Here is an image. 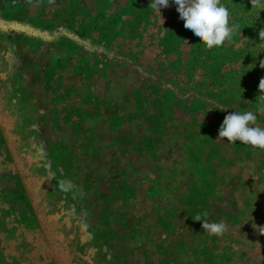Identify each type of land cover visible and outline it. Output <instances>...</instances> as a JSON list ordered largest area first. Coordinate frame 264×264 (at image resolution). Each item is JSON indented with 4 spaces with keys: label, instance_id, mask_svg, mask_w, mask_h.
Here are the masks:
<instances>
[{
    "label": "rangeland",
    "instance_id": "rangeland-1",
    "mask_svg": "<svg viewBox=\"0 0 264 264\" xmlns=\"http://www.w3.org/2000/svg\"><path fill=\"white\" fill-rule=\"evenodd\" d=\"M247 1L191 61L174 3L0 0V264H264V152L217 140L238 110L264 125Z\"/></svg>",
    "mask_w": 264,
    "mask_h": 264
},
{
    "label": "clouds",
    "instance_id": "clouds-1",
    "mask_svg": "<svg viewBox=\"0 0 264 264\" xmlns=\"http://www.w3.org/2000/svg\"><path fill=\"white\" fill-rule=\"evenodd\" d=\"M26 2L31 4L32 0ZM171 3L177 6L176 10L184 21V28L190 30L208 50L223 48L235 35L240 34L239 24L232 22L231 12L222 0H151L149 7L160 13L161 8H167ZM250 3L258 15L264 11V0H250ZM259 37H264V28L259 31ZM260 66L264 68V64ZM259 90L264 92V79L260 80ZM259 112L264 113V107ZM225 138L229 143L240 142L247 145L253 152H264V125L251 110H238L224 117L217 140ZM59 186L65 192L73 188L71 181H61ZM193 220L201 222L209 236L222 237L227 231V225L222 220L219 223L209 222L201 215L195 216Z\"/></svg>",
    "mask_w": 264,
    "mask_h": 264
},
{
    "label": "trees",
    "instance_id": "trees-1",
    "mask_svg": "<svg viewBox=\"0 0 264 264\" xmlns=\"http://www.w3.org/2000/svg\"><path fill=\"white\" fill-rule=\"evenodd\" d=\"M249 1V3H250V0H248ZM248 1H247V4L249 5V3H248ZM223 4H225L224 2H222ZM2 7V5L0 4V8ZM250 7H251V5H249V9H250ZM233 9V8H232ZM252 9V8H251ZM234 11H233V13H235V10L236 9H233ZM248 10V9H247ZM255 11H257L256 9H254ZM261 16H263L264 17V11H262L261 12V14H260ZM247 18L249 17V16H246ZM245 16H241V17H239L238 19H237V21L236 22H238V21H241V20H243L244 18H246ZM236 24H239V23H236ZM239 26L241 27L242 25L241 24H239ZM262 28H264V19L262 20V21H260L259 23H258V26H257V29H256V32L254 33V34H252V37H250L249 39H247V42H248V47H246V61L242 64L243 65V68H245V67H247V66H250V68H249V71H248V75H247V78L248 77H251L254 73L256 74L257 72H259L258 70H259V67H260V65L261 64H264V55H263V53H262V51L264 52V47H262L261 46V44H260V40H262L263 41V44H264V37H259V31L262 29ZM243 35H245L246 34V29H243ZM12 37V36H11ZM259 37V38H258ZM18 38H21L20 36L18 37ZM235 38V37H234ZM239 38H241L240 36H239ZM262 43V42H261ZM203 50V49H202ZM202 50H200V52L197 54V55H195L194 56V59H192L191 61H193V60H196V59H198V58H200V55L202 56L204 53H206L207 54V52H208V57H210V52L211 51H216L217 50V48H213V49H211V50H208V49H205V51H202ZM244 50V51H245ZM251 50V51H250ZM200 54V55H199ZM166 63H164V65H165ZM249 64V65H248ZM251 64H253V66H251ZM242 65H239V67H237L238 69H241V66ZM168 66V65H167ZM224 66V68L223 69H226L227 68V66L228 65H226V64H224L223 65ZM238 66V65H237ZM259 66V67H258ZM186 67V65L184 66V68ZM227 70V69H226ZM230 72H232V70H230ZM256 76V75H255ZM218 78L216 77V76H214V80H217ZM257 85H258V83H257ZM256 85V82H255V86H257ZM242 86H245V85H243V83H242ZM209 92L210 93H214L215 91L213 90V89H209ZM4 189H8V186L7 187H4ZM247 189V188H246ZM16 231V230H15ZM14 231V236H16V237H18L19 236V234H21L20 233V231H16L15 232Z\"/></svg>",
    "mask_w": 264,
    "mask_h": 264
}]
</instances>
